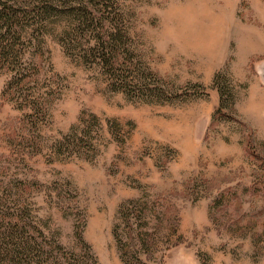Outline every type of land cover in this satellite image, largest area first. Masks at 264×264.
<instances>
[{
	"label": "rangeland",
	"instance_id": "1",
	"mask_svg": "<svg viewBox=\"0 0 264 264\" xmlns=\"http://www.w3.org/2000/svg\"><path fill=\"white\" fill-rule=\"evenodd\" d=\"M190 1L110 7L135 95L63 46L67 17L0 65V212L24 226L0 246H33L17 262L264 264V0H201L220 16L215 55L181 35Z\"/></svg>",
	"mask_w": 264,
	"mask_h": 264
},
{
	"label": "trees",
	"instance_id": "2",
	"mask_svg": "<svg viewBox=\"0 0 264 264\" xmlns=\"http://www.w3.org/2000/svg\"><path fill=\"white\" fill-rule=\"evenodd\" d=\"M116 2L117 0H0V65H10L11 58H19L26 49L27 41L33 52H39L43 39L33 35L24 41L23 33L27 29H33L38 35L44 36L45 32L42 31L50 23H56L51 21L53 17H67V24L61 31L63 46L69 52L84 55L87 63L104 69L111 78L114 91L135 95L136 88L132 90L130 80L117 73L118 68L128 64L126 59L120 58V54L128 51L129 44L123 21L116 18L117 14L110 10ZM26 78L28 74L15 76L4 95H18L21 83ZM138 83L140 85L137 89L142 96L151 99L147 101L165 103L163 94L156 92L150 84L146 85L140 79ZM5 225L12 226L5 232H0V240L3 237L12 241L14 237L17 239L24 227L21 226V219L10 216V213L0 212V229ZM32 247L31 242L25 238L18 240V244L13 243L11 247L0 246V264H22L15 259ZM52 248V252L61 258V247L57 245Z\"/></svg>",
	"mask_w": 264,
	"mask_h": 264
},
{
	"label": "bare ground",
	"instance_id": "3",
	"mask_svg": "<svg viewBox=\"0 0 264 264\" xmlns=\"http://www.w3.org/2000/svg\"><path fill=\"white\" fill-rule=\"evenodd\" d=\"M183 14L185 15L184 18H189L190 21L188 28L181 30V35L183 36V38L187 41L194 39V42L190 41V46H195L199 49L211 53L212 55H215L217 51L216 47L218 48L217 44L219 39L217 37L219 33H217L216 26L218 24V18H220V16L213 12L210 5H208L207 3H203L201 0H191L183 11ZM176 15L177 12H173L172 18H176ZM182 17L183 16H181V18ZM205 21H208V23L210 22L208 24L210 26L200 27L199 29V26L197 25H201L205 23Z\"/></svg>",
	"mask_w": 264,
	"mask_h": 264
}]
</instances>
